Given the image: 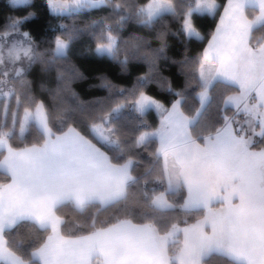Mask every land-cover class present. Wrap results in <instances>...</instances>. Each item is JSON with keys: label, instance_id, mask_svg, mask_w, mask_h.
<instances>
[{"label": "snow or ice", "instance_id": "6c2138e0", "mask_svg": "<svg viewBox=\"0 0 264 264\" xmlns=\"http://www.w3.org/2000/svg\"><path fill=\"white\" fill-rule=\"evenodd\" d=\"M5 7L0 264H264V0Z\"/></svg>", "mask_w": 264, "mask_h": 264}, {"label": "trees", "instance_id": "16d2710c", "mask_svg": "<svg viewBox=\"0 0 264 264\" xmlns=\"http://www.w3.org/2000/svg\"><path fill=\"white\" fill-rule=\"evenodd\" d=\"M6 3H7V0H6ZM0 4H3V0H0ZM6 11H11V9H8L6 7L0 9V18L3 17V15ZM0 22H2V20H0ZM208 24H209V22H207V21L202 22L203 27H208ZM49 31H51V29H49ZM171 51H172V53H177L178 49L173 48V49H171ZM74 55L77 56L78 60L80 61V63L82 64L86 73L89 76V79L79 81V82H77V85H76L78 87V89L81 91V93L84 94L85 96L93 95V94H96L97 92L100 91L99 89L93 88L91 86L92 84L95 83V79L92 75L93 73H95L97 71L106 70L114 76L118 75L115 68H113L112 66H110L108 64L97 62L95 60V58H93L92 56H89L87 53L81 52L79 49L74 50ZM167 63L168 62L166 60L162 61V65H167ZM127 115L129 116V118H131L132 114L129 112V113H127ZM96 207H97L96 205L90 206L87 209L86 215H91V213L94 211V209Z\"/></svg>", "mask_w": 264, "mask_h": 264}]
</instances>
